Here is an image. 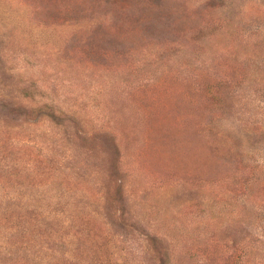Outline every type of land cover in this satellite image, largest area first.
<instances>
[{"label":"rangeland","instance_id":"obj_1","mask_svg":"<svg viewBox=\"0 0 264 264\" xmlns=\"http://www.w3.org/2000/svg\"><path fill=\"white\" fill-rule=\"evenodd\" d=\"M0 264H264V0H0Z\"/></svg>","mask_w":264,"mask_h":264}]
</instances>
